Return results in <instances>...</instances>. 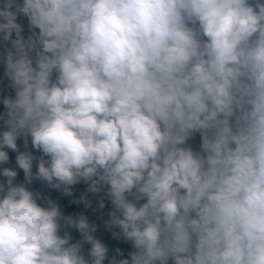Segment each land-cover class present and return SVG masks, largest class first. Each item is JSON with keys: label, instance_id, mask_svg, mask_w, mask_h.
<instances>
[{"label": "clouds", "instance_id": "clouds-1", "mask_svg": "<svg viewBox=\"0 0 264 264\" xmlns=\"http://www.w3.org/2000/svg\"><path fill=\"white\" fill-rule=\"evenodd\" d=\"M0 264H264V0H0Z\"/></svg>", "mask_w": 264, "mask_h": 264}]
</instances>
